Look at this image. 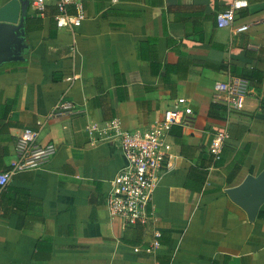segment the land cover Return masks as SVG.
<instances>
[{
    "label": "crops",
    "instance_id": "0c3cea01",
    "mask_svg": "<svg viewBox=\"0 0 264 264\" xmlns=\"http://www.w3.org/2000/svg\"><path fill=\"white\" fill-rule=\"evenodd\" d=\"M19 1L29 4L27 50L0 66V172L25 130L57 152L0 188V264H264V204L249 221L225 193L264 171V0H246L223 29L216 15L230 0H79L74 36L57 31L54 8L38 15ZM230 78L247 83L244 109L209 116L214 85ZM61 98L75 112L49 119ZM178 99L192 117L169 128L173 158L153 192L154 221L127 227L105 206L124 157L86 129L118 120L144 130ZM219 131L228 140L214 162Z\"/></svg>",
    "mask_w": 264,
    "mask_h": 264
},
{
    "label": "built area",
    "instance_id": "2783aa9c",
    "mask_svg": "<svg viewBox=\"0 0 264 264\" xmlns=\"http://www.w3.org/2000/svg\"><path fill=\"white\" fill-rule=\"evenodd\" d=\"M228 8L216 15L217 28L231 27L238 11L247 9L246 0H230ZM55 8L53 20L57 31L68 32L74 36L75 30L84 21L79 0H32L31 9L38 15L47 8ZM248 25L235 29L236 34L248 30ZM74 39V38H73ZM75 43V40H73ZM74 52V49H72ZM248 94L246 81L230 78L227 82L216 83L213 88L212 102L225 107L227 113L241 112ZM75 112L74 105L60 99L48 115L56 119ZM192 117V110L185 99H178L176 106L164 112L162 119L144 130L125 131L118 120L107 123L102 130L87 127L91 142H113L121 151L125 165L116 174L105 201L107 213L111 219H119L127 227L147 225L154 221L152 196L161 175L169 169L173 158L172 145L169 142V128H186ZM39 131L25 130L16 139L14 158L9 170L0 172V188H4L11 176L24 171L38 170L53 159L57 152L54 143L39 142ZM228 140L226 131L213 134L209 153L214 162L221 159L222 149ZM155 233L152 250L160 247ZM169 264H172L170 262Z\"/></svg>",
    "mask_w": 264,
    "mask_h": 264
},
{
    "label": "water",
    "instance_id": "95a60500",
    "mask_svg": "<svg viewBox=\"0 0 264 264\" xmlns=\"http://www.w3.org/2000/svg\"><path fill=\"white\" fill-rule=\"evenodd\" d=\"M28 5V2L10 0L0 7V66L25 60L23 53L27 50L25 19ZM225 193L246 212L249 221H253L264 204V171L257 177L247 176L240 185L227 189Z\"/></svg>",
    "mask_w": 264,
    "mask_h": 264
},
{
    "label": "trees",
    "instance_id": "16d2710c",
    "mask_svg": "<svg viewBox=\"0 0 264 264\" xmlns=\"http://www.w3.org/2000/svg\"><path fill=\"white\" fill-rule=\"evenodd\" d=\"M55 9V8H54ZM56 13V11H55ZM34 20L28 21L26 28L27 30L32 27ZM226 109L225 107L212 103L209 107V116H219L220 118H223V116L225 115ZM3 189V188H2ZM135 227V226H134ZM159 264H163V262H161L160 259H157Z\"/></svg>",
    "mask_w": 264,
    "mask_h": 264
}]
</instances>
